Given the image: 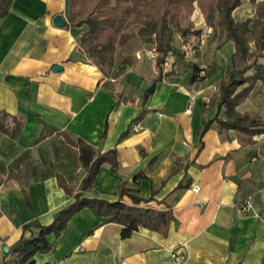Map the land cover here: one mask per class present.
Returning <instances> with one entry per match:
<instances>
[{
    "label": "crops",
    "instance_id": "obj_1",
    "mask_svg": "<svg viewBox=\"0 0 264 264\" xmlns=\"http://www.w3.org/2000/svg\"><path fill=\"white\" fill-rule=\"evenodd\" d=\"M57 14L67 23L66 0H12L0 19V113L21 125L15 137L12 119L0 131V264L23 226L49 225L73 202L59 181L81 191L79 150L63 133L101 153L117 149V170L102 165L97 195L84 197L116 201L126 181L152 198L149 207L171 208L175 221L167 236L141 228L122 238L121 225L83 208L58 237L48 236L51 250L35 254L36 264H175V253L184 258L180 264H264V134L247 144L212 124L198 137L215 114L206 111L213 93L207 80L190 82L191 69L180 77L169 57L170 75L143 103L153 59L137 56L125 75L108 78L83 60L76 45L83 30L56 27ZM56 65L62 70L54 72ZM143 108L141 121L120 139Z\"/></svg>",
    "mask_w": 264,
    "mask_h": 264
},
{
    "label": "trees",
    "instance_id": "obj_2",
    "mask_svg": "<svg viewBox=\"0 0 264 264\" xmlns=\"http://www.w3.org/2000/svg\"><path fill=\"white\" fill-rule=\"evenodd\" d=\"M12 0H1L0 19L10 9ZM66 0V28L70 31L83 30L76 37V45L83 54V60L95 65L108 78L117 79L133 68L137 56L149 57L154 50L155 76L152 83L165 80L170 74L165 71L170 55L182 57L176 51L177 38H186L191 30L183 24L184 17L192 12L194 4L203 7L202 13L206 25L223 36L224 42L232 43L233 50L228 58L224 72L214 80L217 92L210 98L206 111L215 109L214 116L203 123L199 136L212 124L219 132L233 130L244 137L247 144L252 138L264 134V118L241 114L238 106L250 98L251 93L260 84L264 85V0L255 3L253 18L237 21L233 12L242 4V0ZM134 28L133 35L126 31ZM197 34V32H192ZM251 43L253 48L251 47ZM142 54V55H141ZM191 81H204L208 76L205 69L191 65ZM203 71L204 75L199 76ZM213 73L216 72L214 68ZM210 75L211 74H207ZM149 94L144 92L143 103ZM140 116L134 119L120 139L126 137L141 121L146 113L143 108ZM223 114V117H220ZM15 118L0 113V131L7 132L6 123ZM11 135L15 137L21 125L15 122ZM66 140L79 150V164L84 172L81 191L74 193L62 185L73 202L61 210L51 224L42 226L38 223L23 226V235L3 264H36L32 260L35 254H46L51 250L49 235L58 237L68 221L83 208H89L96 215L105 217V223L122 226V238L129 237L141 228L167 236L175 221L171 208L157 210L147 205L152 198L145 200L138 189L123 182L119 188L118 199L110 202L97 197L87 198L84 193L97 195L94 186L95 177L104 164H109L113 171L118 167L116 147L106 152H99L80 138L63 133ZM140 177V176H138ZM130 203L127 204L124 199Z\"/></svg>",
    "mask_w": 264,
    "mask_h": 264
},
{
    "label": "rangeland",
    "instance_id": "obj_3",
    "mask_svg": "<svg viewBox=\"0 0 264 264\" xmlns=\"http://www.w3.org/2000/svg\"><path fill=\"white\" fill-rule=\"evenodd\" d=\"M261 1L255 0V3ZM255 3L250 0H242L240 8L235 9L233 15L237 18H253ZM202 8L194 4L192 12L184 17L182 22L189 27L191 33L186 38H177L175 48L182 54V57L179 55L169 56L168 63L173 68L174 63L172 64V61L177 62L176 72L180 77H183L193 64L199 68H204L205 75L209 77L206 79L208 82L205 81L204 83L211 86L213 92L211 95L213 96L217 92L214 80L224 72L233 46L230 42H224L223 36L206 25ZM126 32L133 35L134 28H130ZM192 32H197V34H192ZM251 47L253 48L252 43ZM154 58L151 59L154 60ZM214 68H216V72L213 73ZM209 73L211 76L207 75ZM236 110L241 114L264 118V85L259 84L251 93L250 98L238 106ZM220 117H223V114Z\"/></svg>",
    "mask_w": 264,
    "mask_h": 264
},
{
    "label": "built area",
    "instance_id": "obj_4",
    "mask_svg": "<svg viewBox=\"0 0 264 264\" xmlns=\"http://www.w3.org/2000/svg\"><path fill=\"white\" fill-rule=\"evenodd\" d=\"M147 56H149L150 58H154L156 56V53H155L154 50H152V51L150 50L148 52V55ZM203 75H204V72L203 71H200L199 72V76H203ZM190 96H191L190 102L193 103L196 97L194 95H190ZM209 102H210V99H206L205 100V104L206 105H208ZM192 190L194 192H198L199 191V188H198V186H193L192 187ZM250 204H251L250 203V200L248 199L247 201L244 202V204H242L243 206H241L240 211L242 213H245L246 214L251 209V205ZM173 257H174V260H175V264H180L184 260L183 256H181L179 254H176V253L173 255Z\"/></svg>",
    "mask_w": 264,
    "mask_h": 264
},
{
    "label": "water",
    "instance_id": "obj_5",
    "mask_svg": "<svg viewBox=\"0 0 264 264\" xmlns=\"http://www.w3.org/2000/svg\"><path fill=\"white\" fill-rule=\"evenodd\" d=\"M53 18V24L56 26V27H59V28H64L66 27V21L63 17V15L61 14H57L55 15ZM62 70V67L61 66H58L56 65L55 67H53V71H60ZM155 86L156 84L155 83H152L149 87L146 88V93L148 94H152L155 90ZM8 251V248H4V252L7 253Z\"/></svg>",
    "mask_w": 264,
    "mask_h": 264
}]
</instances>
